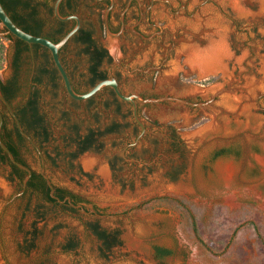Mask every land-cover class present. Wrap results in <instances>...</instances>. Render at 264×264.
Instances as JSON below:
<instances>
[{
	"label": "flooded vegetation",
	"instance_id": "flooded-vegetation-1",
	"mask_svg": "<svg viewBox=\"0 0 264 264\" xmlns=\"http://www.w3.org/2000/svg\"><path fill=\"white\" fill-rule=\"evenodd\" d=\"M56 1L10 0V18L27 34L53 44L78 24L77 31L58 50L73 91L85 94L97 83L113 79L123 96L141 99L166 98V69L171 66L169 62L178 66V47L182 50L197 43L200 47L196 48H203L199 29L225 27L214 15L229 19L223 7L230 8V0H61L57 14L64 20H59L54 12ZM0 36V95L7 104L0 99V264H69L67 254L80 245L83 264H134L132 256L139 264H157L169 257L120 253L116 250V227L103 229L86 222L83 229L78 214L86 218L105 216L95 209L87 210L79 197L55 185L54 179L63 183L66 174L45 150L53 132L65 134L69 122L94 118L99 112L104 126L101 136L110 140L106 154L120 157L118 174L101 186L114 191L124 183L140 182L147 174L166 183V170L174 171V163L179 161L174 157L179 151L169 156L166 147L178 150L182 143L172 126L148 125L139 117L141 107L166 101L140 104L132 99L134 107L120 100L109 86L86 100H74L66 93L46 48L19 44L3 29ZM113 44L111 55L108 47ZM187 102L198 105L193 100ZM216 108V112L224 111ZM66 113L74 120H65ZM87 130L86 136L91 132ZM69 140L75 153H95V141L80 152V137L76 134ZM117 141L119 146L114 147ZM222 150L213 154L224 155ZM112 216L116 215L106 217ZM65 222L68 225L63 229L54 227ZM69 233L73 237L67 238ZM114 250L117 253L110 259L103 254Z\"/></svg>",
	"mask_w": 264,
	"mask_h": 264
},
{
	"label": "rangeland",
	"instance_id": "rangeland-1",
	"mask_svg": "<svg viewBox=\"0 0 264 264\" xmlns=\"http://www.w3.org/2000/svg\"><path fill=\"white\" fill-rule=\"evenodd\" d=\"M235 1L248 19L239 17L230 2V8L223 7L229 19L214 15L219 25L225 27L209 28L208 25L199 29L196 26L199 36L203 37L199 40L203 42L201 47L223 40L227 56L222 60V71L201 74L188 66L186 49L200 47L197 43L182 50L178 47L176 56L181 58L178 66L169 62L171 66L166 69V98L196 101V109L172 101L140 109L142 122L166 129L172 126L176 129L177 141L182 143L178 150L166 147L169 156L179 151L174 155L179 159L174 163V171L166 170V183L147 174L140 182L124 183L114 191L107 185L106 190L101 186L118 174L120 157L106 154L110 140L101 136L104 126L99 112L94 118L75 119V124L69 122L65 134L53 132L50 137L45 150L66 174L63 183L54 179L55 185L79 197L87 210L95 209L105 216L86 218L78 214L83 229L86 222L103 229L116 227V250L122 254L133 251L132 254L150 258L155 248H162L170 255L157 264H264V97L260 98L264 96V20L255 16L258 0ZM205 37L212 38L206 39V45ZM110 47L109 53L113 55L114 49ZM247 78L261 83L258 90L249 92L241 100L240 106L247 111L240 112L237 108V112H232L229 106L223 108L219 93L231 87L241 95ZM202 101L208 105L200 104ZM218 106L224 111L216 112ZM69 117L67 114L64 119ZM215 120L217 130L204 134ZM87 129L94 134L95 153H75L69 139L76 134L82 139ZM200 133L204 134L201 138ZM202 143V149L196 150ZM222 149L226 151L224 155L213 154ZM84 156L95 158L98 165L85 170L80 162ZM100 168L107 171L106 179L100 176ZM226 168L231 170L229 177L224 173ZM47 210L48 214L52 212L50 207ZM109 214L116 216L106 217ZM66 225L65 222L54 227L63 229ZM73 235L69 233L67 238ZM116 250L103 251V254L110 259ZM81 253L80 245L67 254L66 260L69 264H83ZM94 253L98 256V252ZM131 261L139 264L133 256Z\"/></svg>",
	"mask_w": 264,
	"mask_h": 264
},
{
	"label": "bare ground",
	"instance_id": "bare-ground-1",
	"mask_svg": "<svg viewBox=\"0 0 264 264\" xmlns=\"http://www.w3.org/2000/svg\"><path fill=\"white\" fill-rule=\"evenodd\" d=\"M251 1L252 0H243L244 3L251 2ZM230 2L232 3L231 7H233L234 12H236V14L239 17L244 18V19L245 18L248 19L246 14H245L246 12H244L242 7L239 8V6H237V3H236L237 1L230 0ZM255 16L257 17L258 20H264V0H258L257 11H256ZM207 39L211 40L212 38H210V39L207 38ZM110 48L113 50L114 44L111 45ZM186 51H187L186 52L187 53L186 54V60H187L188 66L198 69L201 74L212 73L216 69L217 70L221 69V71H222V68L224 67V66L222 67V60L227 56L225 46H224L222 39H218V40H214L213 42H209V46H207L205 48H201V49L194 48V47L193 48L187 47ZM260 68H262V66H260ZM260 85H261V83L258 80L247 78L245 80V83L243 86V93L241 95L239 94V96H238L236 91L233 90L231 87L228 88V90L226 89L223 92L219 93L220 101H221V103H223V106H224L223 108H225L226 106H229L228 108L232 112H237V108L241 109L240 112L247 111L246 108H243L240 106L241 102H242L241 100L244 101V98L248 96L249 92L252 93V92L258 90ZM229 109H227V110H229ZM212 117H214V116H212ZM216 118H218V117H216ZM217 127H218V124H217V121L215 120L214 123L210 127L207 128V130L204 132V134L206 132L211 133L212 131H215V129ZM204 134L200 133L198 135V137L201 138L202 135H204ZM80 162H81V164L85 170H89L90 168H92L93 166H95L97 164V160L93 157H90V156L82 157ZM224 173H225L226 177L231 176V170L229 168H226L224 170ZM99 174L104 179H106L108 177V173L104 168L99 169Z\"/></svg>",
	"mask_w": 264,
	"mask_h": 264
},
{
	"label": "water",
	"instance_id": "water-1",
	"mask_svg": "<svg viewBox=\"0 0 264 264\" xmlns=\"http://www.w3.org/2000/svg\"><path fill=\"white\" fill-rule=\"evenodd\" d=\"M61 0H57L55 5H54V12L56 17L59 20H64L58 17L57 14V8L58 5L60 3ZM0 26H2V28L11 36H13L14 38L22 41L25 44L28 45H39L41 47L46 48L52 57V61L53 64L57 70V72L59 73V75L62 78L63 84H64V88L66 90V93L68 94V96L74 100L77 101H83L86 100L88 98H90L91 96H93L94 94H96L97 92H99L102 88L109 86L113 89L115 95L123 101H127L133 104L134 103L132 101V99H135L138 103L140 104H147V103H158V102H162V101H172V102H176V103H180L183 105H187V106H197L196 104H190L188 102L179 100V99H175V98H159V99H141L140 97L136 96V95H132L130 97H125L123 96L120 91L118 90V87L116 85V82L113 79L110 80H106V81H101L99 83H97L96 85H94L88 92H86L85 94H76L73 89L71 88V85L68 81V78L65 74V71L59 61L58 58V50L69 40V38L77 31L78 29V24L77 26L71 30L68 34H66L57 44H53L51 42H49L46 39L40 38V37H36V36H32L30 34H27L25 32H23L20 28H18L8 17V15L6 14V12L3 10L1 4H0ZM0 99L2 100V102H4L6 104V102L4 101V99L2 98V96L0 95ZM7 105V104H6ZM135 107V106H134ZM10 113L12 114L11 110ZM16 124H17V128L20 130V126L16 120ZM21 132V131H20ZM22 133V132H21ZM23 134V133H22ZM24 135V134H23ZM1 147L6 150L2 145ZM47 181V185L50 188L51 192H52V186L50 185V183L48 182L47 178H45Z\"/></svg>",
	"mask_w": 264,
	"mask_h": 264
},
{
	"label": "trees",
	"instance_id": "trees-1",
	"mask_svg": "<svg viewBox=\"0 0 264 264\" xmlns=\"http://www.w3.org/2000/svg\"><path fill=\"white\" fill-rule=\"evenodd\" d=\"M0 4L3 8V10L6 12V14L8 15V17L10 18V8L12 7L10 5V0H0ZM18 5H20V3H18ZM22 5V4H21ZM10 20L17 26V23L14 21V19L12 20V18H10ZM19 27V26H17ZM4 30V29H3ZM23 32H25L24 30H22ZM4 32H6L4 30ZM7 33V32H6ZM26 33V32H25ZM8 38H11L12 36L10 34H8ZM19 44H24L22 41L18 40ZM33 101H31V106H33ZM95 141L94 138V134L93 133H89L87 136H85V138L80 139V152H83L85 150H87L89 148V146ZM155 254L156 257L161 259L165 256L170 255V252L168 250L162 249V248H155Z\"/></svg>",
	"mask_w": 264,
	"mask_h": 264
}]
</instances>
